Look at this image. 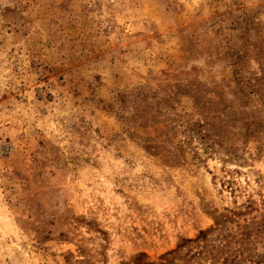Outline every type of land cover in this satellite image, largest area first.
<instances>
[{
  "label": "rangeland",
  "instance_id": "obj_1",
  "mask_svg": "<svg viewBox=\"0 0 264 264\" xmlns=\"http://www.w3.org/2000/svg\"><path fill=\"white\" fill-rule=\"evenodd\" d=\"M0 264H264V0H0Z\"/></svg>",
  "mask_w": 264,
  "mask_h": 264
}]
</instances>
